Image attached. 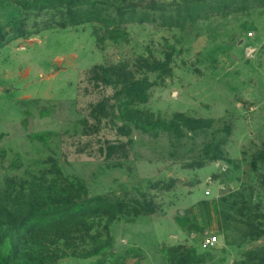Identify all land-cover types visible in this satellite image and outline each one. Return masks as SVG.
Here are the masks:
<instances>
[{"label": "rangeland", "instance_id": "1", "mask_svg": "<svg viewBox=\"0 0 264 264\" xmlns=\"http://www.w3.org/2000/svg\"><path fill=\"white\" fill-rule=\"evenodd\" d=\"M51 182L61 264H264V0H0V221Z\"/></svg>", "mask_w": 264, "mask_h": 264}, {"label": "trees", "instance_id": "2", "mask_svg": "<svg viewBox=\"0 0 264 264\" xmlns=\"http://www.w3.org/2000/svg\"><path fill=\"white\" fill-rule=\"evenodd\" d=\"M119 9H117V12L120 11ZM122 68L124 66L121 67V65L110 69L109 66H97L94 67V70H99L105 77L110 73L109 70L124 71ZM100 72H96L93 78L101 79ZM120 89L129 97V102H143L146 99V95L141 93L138 87L134 88L132 84L129 86L124 83ZM99 107L100 110L103 109V105L99 104ZM177 118L182 119L186 124L193 123L194 126L205 124L203 120L191 122L189 119L182 118L181 114H178ZM38 187L39 190L37 192L35 190L32 192L28 190L26 193H20L19 200L15 202L17 207L14 208L19 213L12 212L9 208L8 213L14 214L16 216L15 219L9 217L10 219L5 218L3 221H0V227L3 226L6 230V233L0 234V239L2 237L6 238L10 247V249L0 251V264H61L57 261L56 256H49L48 254L49 247H47V243H53L51 242V226L62 222L60 220L61 216L74 220L79 217H92L93 215L100 214L97 213L99 212V208L95 204L90 205L79 201L78 198L74 199L72 195L73 198L69 197L70 190L67 188L62 189L52 182L43 186L39 184ZM35 194L38 195L33 198L32 195ZM8 197L9 200H12L10 194ZM39 226L42 229L38 234L37 228ZM19 241H23V247H21ZM65 255L67 254H60L59 257ZM55 258L56 260H54Z\"/></svg>", "mask_w": 264, "mask_h": 264}, {"label": "built area", "instance_id": "3", "mask_svg": "<svg viewBox=\"0 0 264 264\" xmlns=\"http://www.w3.org/2000/svg\"><path fill=\"white\" fill-rule=\"evenodd\" d=\"M205 194H209V190H206ZM216 242H217L216 234H206L200 239L199 245L203 249H208L214 246Z\"/></svg>", "mask_w": 264, "mask_h": 264}]
</instances>
